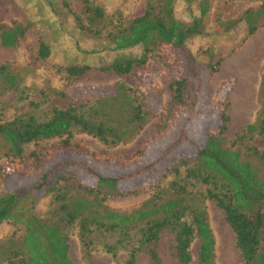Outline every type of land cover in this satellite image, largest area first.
I'll return each mask as SVG.
<instances>
[{
	"label": "trees",
	"instance_id": "1",
	"mask_svg": "<svg viewBox=\"0 0 264 264\" xmlns=\"http://www.w3.org/2000/svg\"><path fill=\"white\" fill-rule=\"evenodd\" d=\"M184 1L189 5L196 4L200 15L183 21L175 14L176 0H148L142 14L126 21L120 11L111 14L92 0H82L86 27L94 35L104 36L115 49L143 47L139 56L118 58L102 68L117 74L130 73L135 66L145 67L162 45L169 44L188 52L191 56L189 69L194 74L197 63L216 70L219 61L199 62L188 45L192 36L205 33L204 17L210 10V0ZM215 20L216 33L229 31L245 21L248 34H254L264 24V0H255L254 4L231 17L223 18L218 14ZM28 29L29 25L20 21L0 24L1 43L15 47L26 37ZM39 53L42 57L49 55L46 42L40 41ZM89 69V64L66 67L70 76L81 75ZM193 73L178 74L174 78L171 106H164L158 114L137 88L122 81L115 83V89L109 95L89 96L66 108L53 105L43 115L27 111L3 118L4 110L0 105V157H7L13 173L21 178L31 176V170L23 171V164L29 158L32 159L29 169L40 171L57 153L61 152L62 157L56 165V173L54 168L46 169L33 183L19 185L13 190L4 189L0 193V222L9 221L21 227V234L16 231L0 241V264H75L69 255V230L76 223L90 262L95 237L103 234L115 235L114 242L103 246L114 257L120 246L129 249L126 264H138V253L145 244L149 245L146 249L150 259L160 264L161 237L168 230L174 234L177 264L192 263L191 247L196 237L200 239V264H218L208 198L215 200L225 211L243 258L240 264H264V148L250 142L253 137L264 135V67L258 91L260 107L255 119L247 123L229 144L226 136L230 121L229 102L227 99L217 101L216 106H212V115L209 114L211 120H218L216 129L195 147L192 157L180 156L166 167L162 177L150 184L153 193L138 207L120 210L107 204L106 199L125 193L136 194L145 187L132 178L144 170L141 165L137 170L134 168L135 163L146 156L145 144L127 154V164L133 162L134 166L121 164L125 167H117L110 173L88 169L81 172V176L72 168L77 165L88 167L90 162L85 156L96 155L82 142L72 140L76 131L93 135L105 144L116 145L135 138L147 122L159 115L156 137L164 138L178 112L190 104ZM18 88V74L10 62L1 63L0 94ZM60 93L65 94L64 91ZM53 138L61 139L46 150L39 147L42 140ZM184 141L183 138L180 144ZM28 144H35L29 154L26 153ZM190 147L194 151L192 144ZM5 171L0 168L4 187ZM69 174L77 182L59 185ZM36 191L52 194L45 217L35 211Z\"/></svg>",
	"mask_w": 264,
	"mask_h": 264
},
{
	"label": "rangeland",
	"instance_id": "2",
	"mask_svg": "<svg viewBox=\"0 0 264 264\" xmlns=\"http://www.w3.org/2000/svg\"><path fill=\"white\" fill-rule=\"evenodd\" d=\"M92 1L102 6L108 13L120 11L128 21L144 12L148 0ZM254 2L255 0H210V10L204 17L205 33L192 36L188 40V45L199 62L219 61L216 70L197 63L194 74L189 69L191 56L188 52L165 44L145 67L135 66L134 71L130 73L117 74L112 70L103 69L102 66L118 58L139 56L143 52V47L136 45L115 49L104 36L94 35L86 27L87 20L82 12V0H0V24L20 21L29 25L26 37L15 47H6L0 40V64L10 62L11 68L19 78L18 89L0 94L3 118H12L20 112L27 111L43 115L53 105L66 108L72 102H82L89 96L109 95L114 91L115 83L118 81L126 83L133 89L137 88L139 90L137 92L158 114L164 106H171V84L174 78L178 74L193 73L190 104L178 112L164 138L156 137L160 122V116L157 115L147 122L135 138L125 143L105 144L93 135L78 131L72 139L75 142H82L96 152L95 157L85 156V160L90 162L88 167L72 166L80 176L81 172L88 169L110 173L117 167H125L121 164L134 166L133 162L127 164L129 160L127 154L143 144L146 145V156L140 158L134 168L141 165L144 170L132 177L133 180L145 184V187L136 194L125 193L106 199L107 204L120 210L138 207L153 193L150 184L162 177L166 167L180 156L192 157L195 147L200 146L206 140L205 136L216 129L215 124L218 120L214 122V119L211 120L212 116L209 118V114L212 113V106L217 101L227 99L229 102L230 121L226 132L229 144L235 141L247 123L255 119L260 107L258 91L264 67V24L251 35L247 32L248 26L245 21H241L229 31L216 33L214 29L217 23L216 15L221 14L223 18L231 17ZM175 14L183 21H190L199 16L200 11L196 4L189 5L184 0H176ZM40 41L46 42L50 48L47 57H42L39 53ZM71 64H89L91 69L81 75L70 76L66 67ZM247 76L251 79V85L245 90L244 81ZM61 91L65 94H61ZM33 102L39 105L35 106ZM183 138L186 142L180 144ZM60 139L42 140L39 147L46 150L50 144H55ZM250 142L263 149L264 135L253 137ZM191 144L194 151L191 150ZM34 148L35 144H28L26 153L29 154ZM55 156L46 162L40 171L29 169L32 159H27L23 164V171L31 170L32 175L23 178L13 173L7 157H0V168L6 170L7 176L5 187L0 179V193L4 189L13 190L19 185L33 183L46 169L54 168L56 173V165L62 158L61 152ZM148 161L150 163L146 167ZM76 182L77 180L69 174L59 185H73ZM36 193L35 211L39 216L45 217L51 205L52 194L44 195L43 191ZM207 207L216 236L217 263H242L243 258L236 244V236L226 219L225 211L211 198L207 199ZM20 230L21 227L12 222H0V241L7 239L16 231L17 234H21ZM114 240L115 235L98 234L90 252L92 260L90 262L81 244L79 225L76 223L69 230V255L75 264H126L129 249L120 246L116 257L104 249V243H112ZM199 244L200 239L196 237L191 247L193 254L191 264H200ZM174 245V234L165 230L161 237L160 264H177ZM148 246L145 244L138 253V264H156L148 255L146 249Z\"/></svg>",
	"mask_w": 264,
	"mask_h": 264
},
{
	"label": "bare ground",
	"instance_id": "3",
	"mask_svg": "<svg viewBox=\"0 0 264 264\" xmlns=\"http://www.w3.org/2000/svg\"><path fill=\"white\" fill-rule=\"evenodd\" d=\"M249 52V51H248ZM251 56H252V54H251ZM250 57V56H249ZM243 67V66H242ZM250 74H251V72H250ZM254 74V73H253ZM252 74V75H253ZM248 77V76H247ZM244 89L246 90V89H248L249 87H250V85H251V79L248 77V78H246L245 79V81H244ZM255 83V82H254ZM253 85V84H252ZM241 85H239L238 87H240ZM241 88V87H240ZM238 90V89H237ZM242 91V90H241ZM244 93V92H243ZM240 94V93H239ZM245 95H246V93H244ZM248 96V95H247ZM244 98V97H243ZM245 100V99H244ZM246 101V100H245ZM237 102V101H236ZM249 103V102H248ZM244 104V103H243ZM241 105V104H240ZM242 109H245L244 107H242ZM244 111V110H243ZM235 116V115H234ZM239 119H240V117H239Z\"/></svg>",
	"mask_w": 264,
	"mask_h": 264
}]
</instances>
